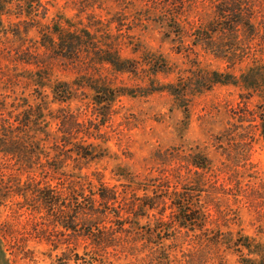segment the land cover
I'll return each mask as SVG.
<instances>
[{
	"label": "trees",
	"instance_id": "obj_1",
	"mask_svg": "<svg viewBox=\"0 0 264 264\" xmlns=\"http://www.w3.org/2000/svg\"><path fill=\"white\" fill-rule=\"evenodd\" d=\"M168 1L174 3L173 0ZM179 1L180 9L169 10L168 18L173 22L159 26L163 41L179 42V46H183L186 40L189 42L184 48L187 54L197 55L195 50L199 49L204 54L222 58L231 67L236 62L241 63L242 57L238 59L229 55L249 57L259 54L247 48L260 27L255 23L252 13L245 14L242 11L238 1H216L211 19L201 22L197 27L179 21L191 13V7L185 4L187 0ZM46 14L47 9L41 0H0V43L10 38L25 40L34 29L41 47L55 58L75 65L82 66L81 62L86 59L91 67L109 65L113 72L132 74L139 80L144 78V73L153 80L158 75H174L173 82L152 89L147 94L166 92L186 112L194 98L214 86H233L239 89L238 96L243 107L233 110L232 118L242 126L246 122V115H251L255 124L244 128L254 129L264 147V63L258 57L254 56L251 64L239 75L232 71L209 70L197 60L192 69H173L163 56L152 54H146L150 56L143 61L142 69L136 60L122 56L124 41L111 45L106 38V31L99 33L90 25L83 26L65 17L44 22L47 20ZM117 32L122 39L130 35L122 29ZM245 47L247 51L241 50ZM138 51L135 49L132 53L138 54ZM42 74L46 72L35 75L34 84L39 89L47 85L44 80L49 81V77H43ZM76 81L78 88L72 83L63 82L52 86L53 101L59 104L79 102L78 91H88L85 93L87 110L91 112L92 121H98V124L88 120L79 122L78 116L70 110L60 109L58 116H54L45 101L31 105L27 99L18 103L14 98L8 103L10 97L5 93L0 95V153L7 158V162L12 163L10 170L17 166L28 172L41 171L43 176L51 178L50 171L61 172L65 188L64 193H59L53 192L50 185L46 188L38 184L27 185L21 206L23 210L50 221L53 229L60 227L72 230L75 222L84 223L88 231L83 236L88 239V244L84 259L78 258L82 264H121L117 257L120 253L128 257L123 264L193 263L194 259L181 263L173 254L176 249H173L172 243L180 241L182 244L186 239L200 246L224 250H230L231 244L235 247L241 245L252 249L251 253L256 252L259 256L255 264H264V246L253 244L254 241L242 235L239 239L243 243L233 240V233L228 229L231 221L228 211L217 209L218 213L214 216L202 199V194L210 195L216 190L219 181V174L213 170L212 161L204 151L168 150L158 153L153 159L156 161L155 176L141 182L133 179L130 185L108 186L101 178L94 177L97 176L95 172L82 174L84 167L100 160L97 152L99 146L87 143V139H96L99 127L110 118L115 99L128 93L92 74ZM252 99L257 101L255 112H248L246 103ZM52 120L58 122L55 133L50 131ZM60 136L68 141H62L64 151L52 156L47 153V143ZM251 138L254 139L253 136ZM220 140L218 148L222 149L224 147ZM227 151L229 149H222L224 153ZM69 162L73 168L67 174L62 170L69 166ZM79 200L84 201V206L79 204ZM127 219H132V230L124 228ZM142 220H145L144 224ZM105 223L110 227L105 226ZM113 223L116 228L112 226ZM117 232L124 234V237L118 236ZM47 235L50 234L41 236ZM67 253V250L62 251L56 259L59 264H65ZM192 258H198L197 254ZM9 263L0 240V264Z\"/></svg>",
	"mask_w": 264,
	"mask_h": 264
},
{
	"label": "rangeland",
	"instance_id": "obj_2",
	"mask_svg": "<svg viewBox=\"0 0 264 264\" xmlns=\"http://www.w3.org/2000/svg\"><path fill=\"white\" fill-rule=\"evenodd\" d=\"M210 1L187 0L185 4L191 7V13L179 21L193 27L208 22L216 1L224 0ZM236 1L245 14L252 13L260 27L247 48L259 54L249 57L229 55L238 59L242 57L241 63L236 62L231 67L222 58L204 54L199 49L195 50L197 55L187 54L184 48L189 42L186 40L183 46H179V42L161 39L159 26L173 22L168 18L169 10L180 9L179 0H173L174 3L168 0H41L47 9V20L44 22L65 17L83 26L90 25L99 33L106 31L109 44L124 41L122 56L136 60L141 66L150 56L146 54H152L163 56L173 69H192L197 60L209 70L232 71L239 75L251 64L254 56L264 63V0ZM120 29L130 33L129 37L119 38L117 31ZM38 40L37 31L32 29L25 40L10 38L0 43V95L7 94L10 97L8 103L14 98L18 103L27 99L31 105L45 101L54 116H58L60 109L70 110L78 116L79 122H85L92 121L85 94L89 92L78 91L79 102L59 104L52 99V86L63 82L72 83L78 88L76 80L92 74L128 93L115 99L110 118L99 127L96 139H87V143L99 146L97 152L100 160L84 167L82 174L95 172L97 176L94 177L101 178L108 186L130 185L133 179L141 182L155 176L156 161L153 159L158 153L168 150L204 151L212 161L213 170L219 174L216 190L210 195L202 194L206 206L214 216L218 213L217 209L228 211L231 220L228 229L233 233V240L243 243L239 239L242 235L254 241L253 244L264 246V147L254 129L244 128L255 124L251 115H246V122L242 126L232 118V111L243 107L238 88L216 85L194 98L186 112L166 92L147 94L152 89L173 82L174 75H158L153 80L144 73V78L139 80L132 74L115 73L109 65L91 67L86 59L81 62L82 66L75 65L55 58L39 45ZM135 49H139L138 54L132 53ZM241 50H246V47ZM38 72H46L42 76L49 77V81L44 80L47 85L43 89L34 84ZM256 103V99L246 103L248 112H255ZM92 123L98 124V121ZM57 124L56 120L50 122L52 133L56 132ZM251 136L254 139L250 140ZM218 139H221L224 148L229 149L228 153L222 152L224 148H218ZM64 140L68 141L62 136L54 137L47 143L50 148L46 147L47 153L54 156L64 151ZM0 159V240L9 264H59L56 259L64 250L68 252L65 264H82L88 244V239L83 236L88 231L84 223L75 222L72 230L53 229L50 221L40 219L39 215L30 214L21 207L26 186L30 184H38L42 188L50 185L53 192L64 193L61 172L50 171L51 178L43 176L41 171L28 172L17 166L10 170L12 163L7 162L1 153ZM72 166L69 162V166L62 171L68 174ZM79 201L84 206V201ZM107 223L104 225L110 227ZM141 223L144 224L145 220ZM112 226L116 228L114 223ZM124 228L132 230V219L126 220ZM117 234L124 237L120 232ZM172 244L176 249L173 254L181 263L194 259L193 263L188 264H255L259 260L256 252L251 253L252 249L241 245L235 247L231 244L230 250H224L200 246L191 239H186L182 244L180 241ZM195 254L196 259L192 258ZM117 257L121 264L128 259L123 253Z\"/></svg>",
	"mask_w": 264,
	"mask_h": 264
}]
</instances>
